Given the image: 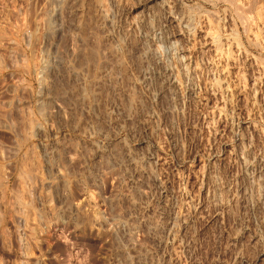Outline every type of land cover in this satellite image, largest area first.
<instances>
[{
	"label": "rangeland",
	"instance_id": "1",
	"mask_svg": "<svg viewBox=\"0 0 264 264\" xmlns=\"http://www.w3.org/2000/svg\"><path fill=\"white\" fill-rule=\"evenodd\" d=\"M250 1L0 0V264H264Z\"/></svg>",
	"mask_w": 264,
	"mask_h": 264
},
{
	"label": "bare ground",
	"instance_id": "2",
	"mask_svg": "<svg viewBox=\"0 0 264 264\" xmlns=\"http://www.w3.org/2000/svg\"><path fill=\"white\" fill-rule=\"evenodd\" d=\"M218 1V0H217ZM225 1H227V3L228 4H230V6L234 9V11H235V15H236V18L237 19H239L238 21L241 23V25H244V26H246L245 28H246V31H248V29H250V27H249V25H250V22L251 21H254V19H255V14L253 13V12H255L254 11V8H253V12H252V7H253V4L252 3H254V4H256L255 2H249L250 4L248 5V8L246 9V8H239L236 4H235V2H236V0H235V2H233L234 0H225ZM224 2V1H223ZM256 6V5H255ZM254 6V7H255ZM258 12V11H257ZM256 13V12H255ZM259 13V12H258ZM261 13V12H260ZM256 15H257V13H256ZM259 15V14H258ZM260 16V15H259ZM257 17V16H256ZM255 23H256V21H255ZM243 26V27H244ZM245 28H244V30H245ZM259 35V34H258ZM217 36V35H216ZM237 39V38H236ZM236 39H234V40H236ZM237 44H240V42L237 40Z\"/></svg>",
	"mask_w": 264,
	"mask_h": 264
}]
</instances>
